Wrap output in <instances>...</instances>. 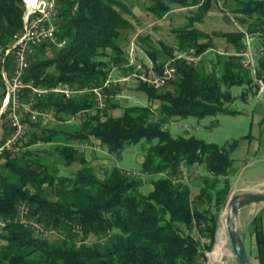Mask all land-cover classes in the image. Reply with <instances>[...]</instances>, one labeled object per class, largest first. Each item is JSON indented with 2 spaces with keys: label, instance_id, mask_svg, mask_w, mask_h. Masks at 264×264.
I'll use <instances>...</instances> for the list:
<instances>
[{
  "label": "trees",
  "instance_id": "trees-1",
  "mask_svg": "<svg viewBox=\"0 0 264 264\" xmlns=\"http://www.w3.org/2000/svg\"><path fill=\"white\" fill-rule=\"evenodd\" d=\"M146 1L150 3L148 11L157 19L167 16L173 5L198 7L193 24L180 33V52L194 48L204 55L214 49V35L224 38L234 52L215 53L210 71L200 62H177L178 76L164 89L155 90L139 83L138 89L144 90L149 100L159 103L157 109L128 106L122 116L110 115L117 105L114 97L122 92L118 83L107 90L109 105L104 116L98 112L78 120V127L66 139L65 132L46 127L30 133L20 147L26 149L40 142L51 144L53 150L48 159L57 160L52 164L40 157L32 158L31 151H22L21 156L6 152L5 163L0 166V215L13 217L22 200L31 206L32 216L40 222L62 226L68 232L62 240H50L21 224H10L0 233V241L6 240L0 246V264H204L206 253L213 251L219 220L230 198L232 153L239 140L211 144L194 136L174 137L165 127L171 120L188 116L240 114L231 108L236 100L232 88L252 84L251 79L247 80L249 70L240 63L247 32L209 34L193 28L196 21L209 15L213 0ZM233 1L238 7L232 12L245 16L240 19L248 20V30L252 34L262 33L263 38L257 37L262 46L264 0ZM54 4L59 35L66 43L41 45L30 59L27 82L41 89L64 83L85 88L103 85L114 68L127 73V46L122 43H128L125 37L136 30L123 16L126 4L121 0H54ZM26 12L23 0H0V43L7 45L15 33L23 31ZM160 45L161 51L155 48L147 54L157 71L162 72L159 53L166 51L171 55L173 47ZM259 62L260 74L264 75V57ZM39 104L40 109L53 110L66 123L72 121L74 114L97 106L93 93L69 101L49 93ZM2 123L7 129L6 137L11 136L7 121ZM33 127L40 128V121ZM154 140L158 144H153ZM91 141L117 157L131 145L145 141L150 146L140 171L116 166L100 177L92 166H87L80 148L74 145ZM77 161L85 167L73 177L59 174V163L71 166ZM201 166L205 169L200 178L201 188L198 195H193L184 173ZM125 171L138 175L129 176ZM145 178L150 179L152 189L144 192ZM75 224L84 226L87 233L95 232L96 241L78 245L76 239L80 236L71 230ZM252 225L258 258L264 264L261 215Z\"/></svg>",
  "mask_w": 264,
  "mask_h": 264
},
{
  "label": "rangeland",
  "instance_id": "rangeland-1",
  "mask_svg": "<svg viewBox=\"0 0 264 264\" xmlns=\"http://www.w3.org/2000/svg\"><path fill=\"white\" fill-rule=\"evenodd\" d=\"M121 2L126 4V9L123 10V16L127 17L134 25V28L136 30L135 33H131L125 38L128 40V43L123 42V46H127V52L129 51L128 48L132 46L131 41L136 39V44L138 46V51H137V58L139 59V62H145L146 58H144V54L148 55V51H151L152 49H158L161 45V43L164 44L170 43V44H177V41H180V33L178 32L177 34L172 32L174 31L173 28L178 27V28H186L188 24H193L192 19L196 18L195 13H190L189 11H181V12H176L177 16L173 18H168L165 20L164 24L156 23L157 17L155 15L152 16V14L148 11V6L150 3L146 0H121ZM26 5V4H25ZM40 5V4H39ZM38 5L35 7L37 8ZM26 7H28L26 5ZM238 4L233 1V0H213V8L210 10V16H208L203 23L198 24V27L204 29L205 31H208L210 33L212 32H222L225 33V31L228 30H238L240 28H243L245 32L248 34H252L248 30V25L247 19L246 22H242L240 18H245L243 14L236 15L234 12H232L233 9L237 8ZM170 12V11H169ZM51 22H58V18H56L55 13L53 11L50 14ZM178 18V19H177ZM224 18V19H223ZM170 19V20H169ZM227 21L229 23L231 22V25L227 24ZM245 20V19H244ZM155 22V25L153 22ZM199 22V21H196ZM202 22V21H201ZM147 24V25H145ZM195 24V23H194ZM154 25V26H153ZM140 33L138 31L140 30ZM138 34L136 37H134L135 34ZM129 37V38H128ZM124 39V41H126ZM246 40V39H245ZM253 42L251 45V51L254 53L258 49H260L261 45L259 43V40H257V37H253ZM213 44H214V49L207 52L202 56L200 63H203L202 65L205 67L207 71H210V68L212 67L213 64V59L215 58V53H220V54H225L226 51L230 52L228 49L229 47L227 46L228 42L221 37L213 36L212 38ZM161 48V47H160ZM179 44L175 47H173V52L171 55L166 54L163 58H160L159 63L161 67H163L167 62H169L170 59H172L175 55V52H180ZM249 45H246V51L248 50ZM231 52L234 51V48L231 47ZM244 50V51H245ZM143 51V52H142ZM186 51V50H183ZM182 51V52H183ZM107 53H110V51H106ZM54 56V54H51V56ZM260 58H258V61L255 63L254 67L252 70L247 71L248 72V79H251L252 84H248L246 87L241 86V87H233L232 88V93L234 97H237L234 103H232L231 108L235 110H246L250 111L251 113L254 111L256 112V106L259 104L258 100L253 99L250 104H247L244 100V97H246L249 93L251 95L255 94H262L264 95V75L260 74ZM123 69H115L113 70L112 73L116 74H123ZM128 73V72H127ZM126 73V74H127ZM135 83L134 80L131 82H121L119 83V86L121 88V91L125 90L128 86L131 84ZM129 88V87H128ZM131 88V87H130ZM0 89V93H1ZM121 92V93H122ZM245 94L243 95V93ZM123 101L124 105H129V106H153L155 109L159 106V103H154L151 100H149L148 94L144 90H128L124 94ZM115 101L117 102V105L114 108L121 107V101L118 99V97H114ZM1 102V99H0ZM128 108V107H127ZM124 112V110H123ZM55 118H50V119H41L40 124L42 127H48L51 128L55 131H60L62 134L64 133V138L66 139L68 137L69 133H72L78 125L79 121L75 120L74 118L72 119L71 123H66L68 121H63L60 120L58 117L54 116ZM4 120V119H2ZM252 120L251 116L249 115H242V116H234V115H206L204 117H195V116H188L185 117L184 119H178V120H171L170 123L166 125L165 128H167L170 131V134L173 135L174 137L178 136H194L198 139H203L204 141L211 143V144H219V145H224L229 141H232L233 139H239L243 137V135H248L249 131H251V125ZM3 128L1 127V130ZM0 130V132H1ZM4 133L0 135V139H2ZM26 143V141L24 142ZM91 145H99L95 141L88 142ZM80 144L78 142H75L74 145ZM153 144H158L157 140L153 141ZM150 145L148 143L141 142L140 144L137 145H131L128 147L121 155L118 157H115V155L112 154H107L106 158H108L107 164H104V168L108 169V171L101 172L102 169H100L98 166L95 168V173L100 176L104 177L106 176L109 171L111 170V167H119L123 170L126 171H140L144 162V155ZM32 154L31 156H40L45 159V156H48V153L53 150V146L51 144H42V145H36L31 148ZM22 151H29L28 149H23ZM20 152V156L23 154V152ZM56 158V156H54ZM42 159V160H44ZM56 159H52L50 163L56 162ZM91 161V162H90ZM5 162H3L4 165ZM87 166L91 165H96L98 164L97 160H87ZM59 174L61 176H70L73 177L77 171L83 169L85 167V164L77 161L74 162L73 165L71 166H65L63 164H58L57 165ZM3 168L0 167V169ZM110 168V169H109ZM197 169L193 171H188L186 170L184 173V177L186 182L190 184L193 195L195 193H198L199 189L201 188V183H200V178L202 175L205 173V169L203 166L201 167H196ZM3 170V169H1ZM101 172V173H100ZM145 188H143V191L151 190L152 185L150 183L149 178H145ZM19 202H23L20 200ZM19 205V204H18ZM262 217V216H261ZM46 230H51L52 236L50 240H62L64 237H60L58 233L63 230L68 232L67 229L61 227H57L54 225H45ZM83 230H84V226ZM253 227V226H252ZM245 231V230H244ZM246 232V231H245ZM247 233V232H246ZM94 235L95 238H92L91 236ZM100 236V235H99ZM98 236L96 235L95 232L90 231L87 233L86 230H84V235L81 237H78L76 239V242L78 245H82L83 243H90L96 241ZM227 239H228V234H227ZM227 249L231 253V242L228 239V242L226 244ZM255 248V243L254 239L252 238L251 235V229L249 230L247 234V249L249 252L251 250H254ZM215 250V247L213 251ZM248 252V253H249ZM234 258V256H233ZM235 260V258H234ZM235 264L236 261H234Z\"/></svg>",
  "mask_w": 264,
  "mask_h": 264
},
{
  "label": "built area",
  "instance_id": "built-area-1",
  "mask_svg": "<svg viewBox=\"0 0 264 264\" xmlns=\"http://www.w3.org/2000/svg\"><path fill=\"white\" fill-rule=\"evenodd\" d=\"M24 3L28 6L24 17L25 25L21 32L15 33L12 40L4 45L0 43V82L5 86V96L2 101L0 110V130L3 128L2 119L8 123V127L12 135L7 139L0 140V158L6 152L12 154L20 153L23 148L20 147L25 142L31 133L34 124L38 123L42 118H55V112L51 109H40V102L49 93L61 95L65 100H71L78 97H83L86 94L93 93L97 106L95 109H86L73 115L75 120H80L90 117L100 112L104 116V111L108 109V94L107 90L113 85L118 84L121 80L108 79L103 85L85 86L78 88L69 84H59L56 88H38L33 82L26 81V75L31 66L30 59L35 55L37 49L41 45H57L63 46L66 40L60 37L59 25L56 22H51L50 14L53 11L55 4L54 0H38L35 5L30 6L25 0ZM40 4V5H39ZM36 5L37 8L35 7ZM253 37L263 38L262 33L255 32L253 34L246 33L247 45L250 48L240 54V63L245 70H252L258 58L264 57V41L262 46L256 52L251 51ZM132 46L128 51V68H133L127 78L122 82L130 81L131 79L139 83H145L153 89H164L169 86L170 82L178 76L177 62H185L188 65H197L202 56L197 53V50L192 48L183 52H175L172 59L167 62L161 73H155L152 70L146 69L137 58L138 46L136 39L131 42ZM90 145L83 144V149L87 150ZM126 172V171H125ZM127 175L137 176V172H126ZM179 177L178 180H180ZM185 179V178H184ZM3 191L0 190V197ZM18 208L13 217L0 215V233L10 224H21L27 230L34 234L50 239L52 236L51 230H46L44 224L37 217L32 216V209L28 203L19 202ZM73 234H78L80 237L84 235V230L81 224L71 226ZM58 235L67 236V232L61 230ZM95 238L94 235L91 236ZM206 242V241H205ZM6 240L0 241V246H4ZM215 250L207 252V257L204 264H224L223 257L218 260L215 258Z\"/></svg>",
  "mask_w": 264,
  "mask_h": 264
},
{
  "label": "crops",
  "instance_id": "crops-1",
  "mask_svg": "<svg viewBox=\"0 0 264 264\" xmlns=\"http://www.w3.org/2000/svg\"><path fill=\"white\" fill-rule=\"evenodd\" d=\"M197 8H198L197 6L196 7H190V8H184V7L179 8L178 6L173 5L170 12H168V15L165 16L163 19L156 20L157 21L156 23H160L161 25L164 24L166 19L173 18V17L177 16V14H175L176 12L189 11L190 13H195ZM208 16H210V12H209ZM204 20L202 22H196L192 27L195 29L197 28L201 31H204L206 33L211 34L210 32L205 31L204 29L198 27V24L203 23ZM152 22L155 25V22L154 21H152ZM226 22H227V24L231 25V22L229 23V21H227V20H226ZM145 25H147V24H145ZM185 26L189 27V26H191V24H188ZM182 29L183 28L175 27V28H173L174 31H172V32L177 34L178 32H181ZM141 31H144V29L143 30L141 29L140 31H138V33H140ZM238 31H244V30H243V28H240L238 30L234 29V30H228L225 32H238ZM137 35L138 34L136 33L134 35V37H136ZM259 43H260V41H259ZM164 44L169 48V47H175L178 44L180 45V42L178 40L177 44H170V43L168 44L166 42H164ZM227 46L228 47L230 46L228 50L231 52L232 46L230 44H227ZM160 47L158 49L161 51L162 48H160ZM129 49H130V47L128 48V50ZM233 52H231V53H233ZM166 54H168L166 51L159 53V55L161 57L162 56L164 57ZM144 55H145L144 58H146V61L144 63L141 62L143 64V66L146 69L154 71L155 73H158V74L161 73V72L157 71L156 66H155L153 60L151 59V57H149L146 54H144ZM128 63H129V60H128ZM128 63H127V65H128ZM126 68H128V66H126ZM115 69H118V68H114L113 70H115ZM113 70H112V72H113ZM131 70H133V69L128 68L127 74L123 70H122L123 74L122 73L116 74V73L111 72L109 79L121 80V82H122V80L124 78H127V76L130 75L131 72H129V71H131ZM132 80L133 79H131L130 81H127V82H131ZM134 81H135V83L128 86L129 88L127 87L125 90H123V92L121 94L116 96L121 101L120 102L121 107L120 108L117 107V108L110 110V115H113L116 117L123 115V113H124L123 110L129 106V105L128 106L124 105V101H123V98H125L124 94L128 90H135V89H138V87H139V82L136 80H134ZM121 82H119V83H121ZM0 89L2 91L0 93V99H1L0 110H1V107H2L1 104H2V101L4 99V95L6 93L5 86L1 82H0ZM235 98L237 99V97H235ZM253 99H255V100L257 99L258 103H259L256 106V109H255L256 112L253 111L251 113L250 111H247L248 109L242 110V111L237 110L240 112V114H238L236 116H242V115L251 116L252 127H251V131H249L248 135H243V137L238 139L239 144L236 147V149L234 150V152L232 153L233 154V157H232L233 163H232L231 171H230V173H231L230 180L232 182V189H231L230 195L234 192L245 193L246 191H251V192H259L260 190L264 191V95H262V94L251 95V93H249L246 97H244V100L247 104H250ZM44 127H42V126L40 128L33 127L31 130V133H34L36 131L41 132L40 129L44 128ZM46 128H48V127H46ZM6 131H7L6 127H3V129L0 132V135L2 133H4L2 139H7L10 137V136L6 137V135H8V133H6ZM2 139H0V140H2ZM42 144H44V143H42V142L34 143V144H31L26 149L31 151L32 150L31 148H33V146L42 145ZM45 144H48V143H45ZM83 144H85V143H80V144H77L76 146L80 148V152L83 153L86 161L88 160V162H89V160H94V161L97 160L98 164L96 165V167H95V165H91V166L94 169L97 168V166L100 169L103 168L101 172H104V170H105V172L108 171V169L104 168V164H107L108 158H106L107 157L106 155L110 154V153L107 150L100 147L99 145H91L90 143H88L90 145V148L87 150H84ZM31 153H32V151H31ZM36 157H40V156H36ZM115 157H117V156H115ZM32 158H35V156H32ZM40 158L44 159L42 157H40ZM45 160L50 163L48 156H45L44 161ZM4 161H5V157L2 156V158H0V164H3ZM112 168H114V167H111V169ZM199 191H200V189H199ZM199 191H198V193H199ZM198 193H195L194 195H198ZM260 215L262 216L263 224H264V205L263 204H261L259 206H251V207L245 208V211L242 213L241 218H240L241 227L247 232V234H248L249 230L251 229V235H252V238L254 239V243H255L254 250H251L250 252L248 250V252L250 253V256L252 258L253 264H260V259L258 258L259 257L258 243H257V239L255 238V235L253 233V227H252L253 226L252 222L256 218L260 217ZM224 221H225V211L223 209V213L221 214V217L219 220L218 231L221 230V228L225 226ZM222 234H223V238L226 240V242H225V244H222V241L221 240L219 241V239H218V237H219V236H217L218 234L216 235L217 243L219 242L217 249H216L217 243L215 245L216 254H220V253H222L224 255L226 254L225 256L228 257V260L224 264H235V262H234L235 260L232 256V254L229 255V253H228L229 250L226 247V244L228 242L227 236L224 232H222ZM220 247H222L224 251H221Z\"/></svg>",
  "mask_w": 264,
  "mask_h": 264
},
{
  "label": "water",
  "instance_id": "water-1",
  "mask_svg": "<svg viewBox=\"0 0 264 264\" xmlns=\"http://www.w3.org/2000/svg\"><path fill=\"white\" fill-rule=\"evenodd\" d=\"M261 204L264 205V191L260 190L259 192H234L224 206V225H226L228 239L231 242V253L237 264H253L247 249V233L241 227L240 218L245 208ZM219 231L217 236H219ZM223 260L226 262L228 257L225 256Z\"/></svg>",
  "mask_w": 264,
  "mask_h": 264
},
{
  "label": "bare ground",
  "instance_id": "bare-ground-1",
  "mask_svg": "<svg viewBox=\"0 0 264 264\" xmlns=\"http://www.w3.org/2000/svg\"><path fill=\"white\" fill-rule=\"evenodd\" d=\"M30 6H32V5H35L36 3H37V1L38 0H25ZM222 232H224L225 234H226V236H227V229H226V225L224 226V227H222L221 228V230L219 231V237H218V239H219V241L221 240L222 241V244H225V242H226V240L223 238V234H222ZM218 245H219V242H218ZM217 245V246H218ZM217 246H216V249H217ZM216 249H215V258L218 260L220 257H223V256H225L224 254H222V253H220V254H216ZM220 250L221 251H224L223 250V248L222 247H220ZM229 253V255H231L232 253H230V251L228 252Z\"/></svg>",
  "mask_w": 264,
  "mask_h": 264
}]
</instances>
